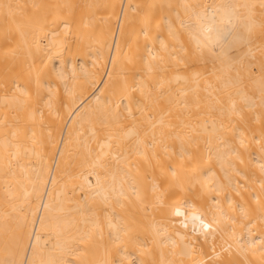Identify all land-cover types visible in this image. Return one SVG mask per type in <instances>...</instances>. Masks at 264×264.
Listing matches in <instances>:
<instances>
[{
  "label": "bare ground",
  "instance_id": "bare-ground-1",
  "mask_svg": "<svg viewBox=\"0 0 264 264\" xmlns=\"http://www.w3.org/2000/svg\"><path fill=\"white\" fill-rule=\"evenodd\" d=\"M0 264H264V0H0Z\"/></svg>",
  "mask_w": 264,
  "mask_h": 264
},
{
  "label": "clouds",
  "instance_id": "clouds-1",
  "mask_svg": "<svg viewBox=\"0 0 264 264\" xmlns=\"http://www.w3.org/2000/svg\"><path fill=\"white\" fill-rule=\"evenodd\" d=\"M215 16L216 13L213 14L211 22H202L194 30L192 40L197 47L216 50L221 46L222 36L226 34V29L231 28L234 24L235 13L231 9H220L218 20L215 19Z\"/></svg>",
  "mask_w": 264,
  "mask_h": 264
}]
</instances>
